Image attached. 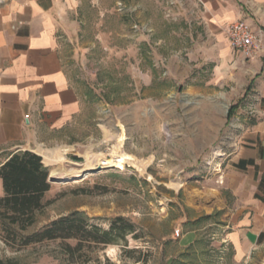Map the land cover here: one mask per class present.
I'll list each match as a JSON object with an SVG mask.
<instances>
[{"label": "rangeland", "instance_id": "374dc122", "mask_svg": "<svg viewBox=\"0 0 264 264\" xmlns=\"http://www.w3.org/2000/svg\"><path fill=\"white\" fill-rule=\"evenodd\" d=\"M200 11L198 0H70L62 9L57 41L84 106L43 148L71 147L64 166L79 168L89 150L110 158L123 131V151L150 161L144 170L124 164L54 177L49 204L17 232L74 211L103 230L122 217L112 243L83 246L72 263L59 240L4 239L0 219V264H264V235L250 249L227 238L233 201L219 149L220 133L251 117L255 103L219 78ZM203 128L206 145L198 142ZM125 223L132 232H122Z\"/></svg>", "mask_w": 264, "mask_h": 264}, {"label": "crops", "instance_id": "0c3cea01", "mask_svg": "<svg viewBox=\"0 0 264 264\" xmlns=\"http://www.w3.org/2000/svg\"><path fill=\"white\" fill-rule=\"evenodd\" d=\"M198 1L205 32L216 41L209 50L219 78L226 77L255 103L251 117H237L219 137L224 188L233 201L227 238L250 249L264 235V0ZM69 2H0V166L24 150L48 165L37 147L83 110V93L65 71L57 41L58 20ZM237 19L261 33V46L250 56L229 46L226 28ZM205 135L199 144L211 142ZM213 194L221 191L215 188Z\"/></svg>", "mask_w": 264, "mask_h": 264}, {"label": "trees", "instance_id": "16d2710c", "mask_svg": "<svg viewBox=\"0 0 264 264\" xmlns=\"http://www.w3.org/2000/svg\"><path fill=\"white\" fill-rule=\"evenodd\" d=\"M48 176L49 170L43 164L41 156L29 150L15 152L0 166L4 189V195L0 197V219L6 223L4 239H19L22 246L59 240L67 260L72 263L79 262L74 256L83 246L112 243V231L118 221L126 222L124 218L115 219L110 230H103L89 223L88 218L76 211L60 216L31 233H17L33 226L36 212L49 204L44 201L45 193L51 187ZM132 230L133 225L125 223L122 232ZM71 241L76 243L72 245Z\"/></svg>", "mask_w": 264, "mask_h": 264}, {"label": "bare ground", "instance_id": "6f19581e", "mask_svg": "<svg viewBox=\"0 0 264 264\" xmlns=\"http://www.w3.org/2000/svg\"><path fill=\"white\" fill-rule=\"evenodd\" d=\"M117 140L115 145L113 146V152L111 153V157H105L102 154H94L90 150L85 153V161L80 163L79 168H66L64 166V162L66 161V153L70 149L69 146H62L56 148H43L42 146L37 147V151L40 152L44 161L47 164H52L53 168L51 170L52 177L62 178V180L69 179L71 177H77L83 174L85 171H88L96 166H101L103 168L106 167H117L123 168L124 164H133L137 168L144 170L147 163L150 161L146 160H137L130 154L126 153L122 149V145H124L125 135L124 132L121 131L117 134ZM109 137V136H108ZM220 153L217 152L216 155ZM79 164V163H78ZM175 187H180L181 182L177 181L173 184Z\"/></svg>", "mask_w": 264, "mask_h": 264}, {"label": "built area", "instance_id": "2783aa9c", "mask_svg": "<svg viewBox=\"0 0 264 264\" xmlns=\"http://www.w3.org/2000/svg\"><path fill=\"white\" fill-rule=\"evenodd\" d=\"M3 1L0 0V2ZM226 33L231 49L240 51L246 56H250L254 50L260 48L262 43L260 31L254 30L245 19H237L229 23ZM176 234L178 235V231Z\"/></svg>", "mask_w": 264, "mask_h": 264}, {"label": "water", "instance_id": "95a60500", "mask_svg": "<svg viewBox=\"0 0 264 264\" xmlns=\"http://www.w3.org/2000/svg\"><path fill=\"white\" fill-rule=\"evenodd\" d=\"M101 169H103V167H101V166H96V167L90 169L89 171H90V172H98V171H100ZM54 179H55V178L52 177V175H51V173H50L49 176H48V181L51 182V181L54 180ZM63 181H68V179L63 180ZM63 181H62V182H63Z\"/></svg>", "mask_w": 264, "mask_h": 264}]
</instances>
